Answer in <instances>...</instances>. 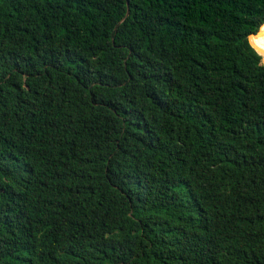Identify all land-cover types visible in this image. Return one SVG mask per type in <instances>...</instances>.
<instances>
[{"label": "trees", "instance_id": "1", "mask_svg": "<svg viewBox=\"0 0 264 264\" xmlns=\"http://www.w3.org/2000/svg\"><path fill=\"white\" fill-rule=\"evenodd\" d=\"M263 23L0 0V264H264Z\"/></svg>", "mask_w": 264, "mask_h": 264}, {"label": "bare ground", "instance_id": "2", "mask_svg": "<svg viewBox=\"0 0 264 264\" xmlns=\"http://www.w3.org/2000/svg\"><path fill=\"white\" fill-rule=\"evenodd\" d=\"M260 53L264 54V25L259 34L250 36Z\"/></svg>", "mask_w": 264, "mask_h": 264}, {"label": "water", "instance_id": "3", "mask_svg": "<svg viewBox=\"0 0 264 264\" xmlns=\"http://www.w3.org/2000/svg\"><path fill=\"white\" fill-rule=\"evenodd\" d=\"M127 6H128V9H127L126 15L122 18L121 22H122L123 20H125V18L130 14L129 1H127ZM263 25H264V23L261 25V27L259 28V30H258L256 33H252V34H250L249 37H250V36H254V35L259 34L260 31H261V29H262V26H263ZM262 63H263V65H264V57H262Z\"/></svg>", "mask_w": 264, "mask_h": 264}]
</instances>
